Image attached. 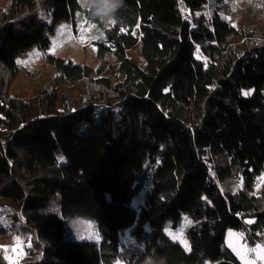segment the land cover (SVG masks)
<instances>
[{"label":"trees","instance_id":"obj_1","mask_svg":"<svg viewBox=\"0 0 264 264\" xmlns=\"http://www.w3.org/2000/svg\"><path fill=\"white\" fill-rule=\"evenodd\" d=\"M92 11L80 0L0 7V242L27 240L18 264H242L224 232L264 242V0ZM60 20L95 25V69L44 53L54 86L8 95L18 56L44 52ZM184 215L188 250L165 233ZM77 216L100 241L64 234Z\"/></svg>","mask_w":264,"mask_h":264},{"label":"rangeland","instance_id":"obj_2","mask_svg":"<svg viewBox=\"0 0 264 264\" xmlns=\"http://www.w3.org/2000/svg\"><path fill=\"white\" fill-rule=\"evenodd\" d=\"M240 6L244 0H234ZM7 0H0V7H4ZM81 2V0H80ZM39 18L48 21V17L40 12ZM95 25L90 21L81 22L60 20L54 24L53 31L49 34V42L44 52L36 46L27 49L17 58L18 69L8 86V95L29 98L40 89H50L53 85V65L45 59L44 53L57 55L64 60L74 63H85L92 68L96 67L95 46L91 41L95 35ZM128 55L140 66L143 59L139 46L133 45L127 50ZM62 86H56L57 92ZM264 176V168L257 175L256 181ZM257 184L250 192H257ZM144 186L131 199L130 204L137 207L141 201ZM192 220L183 216L177 228L167 227L165 233L188 250V240L183 230ZM167 229V231H166ZM64 234L70 238H83L100 241L101 237L94 222L85 217H73L65 222ZM128 237V228L120 235L121 239ZM224 243L234 252L242 264H264V242L255 241L247 243L242 233L233 228H226ZM27 240L11 232L0 242V252L10 264H18L28 258L25 251Z\"/></svg>","mask_w":264,"mask_h":264},{"label":"clouds","instance_id":"obj_3","mask_svg":"<svg viewBox=\"0 0 264 264\" xmlns=\"http://www.w3.org/2000/svg\"><path fill=\"white\" fill-rule=\"evenodd\" d=\"M81 3L85 8L91 7L94 16L111 19L123 5V0H81ZM144 264H151V257L146 258ZM161 264L164 262L162 261Z\"/></svg>","mask_w":264,"mask_h":264},{"label":"built area","instance_id":"obj_4","mask_svg":"<svg viewBox=\"0 0 264 264\" xmlns=\"http://www.w3.org/2000/svg\"><path fill=\"white\" fill-rule=\"evenodd\" d=\"M237 231H240V230H237ZM241 232V231H240Z\"/></svg>","mask_w":264,"mask_h":264},{"label":"snow or ice","instance_id":"obj_5","mask_svg":"<svg viewBox=\"0 0 264 264\" xmlns=\"http://www.w3.org/2000/svg\"><path fill=\"white\" fill-rule=\"evenodd\" d=\"M62 159V158H61ZM166 231H167V229H166Z\"/></svg>","mask_w":264,"mask_h":264}]
</instances>
